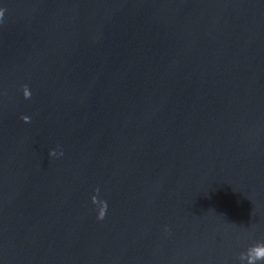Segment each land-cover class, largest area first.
Instances as JSON below:
<instances>
[{"label":"water","instance_id":"water-1","mask_svg":"<svg viewBox=\"0 0 264 264\" xmlns=\"http://www.w3.org/2000/svg\"><path fill=\"white\" fill-rule=\"evenodd\" d=\"M0 264H264V0H0Z\"/></svg>","mask_w":264,"mask_h":264}]
</instances>
